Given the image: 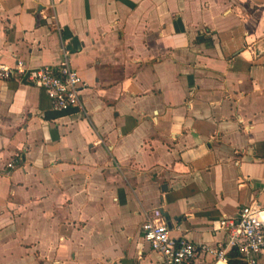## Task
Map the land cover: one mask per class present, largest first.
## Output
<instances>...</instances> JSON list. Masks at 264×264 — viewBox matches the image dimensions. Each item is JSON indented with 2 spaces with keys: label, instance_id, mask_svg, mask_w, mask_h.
I'll use <instances>...</instances> for the list:
<instances>
[{
  "label": "crops",
  "instance_id": "obj_1",
  "mask_svg": "<svg viewBox=\"0 0 264 264\" xmlns=\"http://www.w3.org/2000/svg\"><path fill=\"white\" fill-rule=\"evenodd\" d=\"M65 52L83 111L0 81V264H161L154 210L197 246L264 210V0H0V63Z\"/></svg>",
  "mask_w": 264,
  "mask_h": 264
},
{
  "label": "built area",
  "instance_id": "obj_2",
  "mask_svg": "<svg viewBox=\"0 0 264 264\" xmlns=\"http://www.w3.org/2000/svg\"><path fill=\"white\" fill-rule=\"evenodd\" d=\"M67 53L57 66L32 68L17 60L13 66L0 63V81H19L41 89L55 110L83 111V94L88 85L71 66ZM213 230L224 231L227 240L217 245L193 244L171 236L160 210H154L142 225L145 242L162 257L161 264H197L206 258L207 264H228L229 253L235 250L245 264H259L264 257V210L259 206L244 207L237 220L213 224Z\"/></svg>",
  "mask_w": 264,
  "mask_h": 264
},
{
  "label": "trees",
  "instance_id": "obj_3",
  "mask_svg": "<svg viewBox=\"0 0 264 264\" xmlns=\"http://www.w3.org/2000/svg\"><path fill=\"white\" fill-rule=\"evenodd\" d=\"M233 262L235 264H245V262H243L240 258V256L238 255V253L235 250H232L229 253V261L228 264H233Z\"/></svg>",
  "mask_w": 264,
  "mask_h": 264
}]
</instances>
